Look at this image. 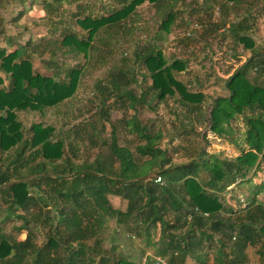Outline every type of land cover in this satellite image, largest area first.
Here are the masks:
<instances>
[{"label":"trees","instance_id":"obj_1","mask_svg":"<svg viewBox=\"0 0 264 264\" xmlns=\"http://www.w3.org/2000/svg\"><path fill=\"white\" fill-rule=\"evenodd\" d=\"M52 1L41 3L49 23L59 19L54 13L57 9L50 7L52 4L58 8L62 2H71ZM99 3L93 12V5L88 4L80 13L70 14L67 25L63 24L53 42L52 53L47 55L39 47L32 51L30 39L18 43L12 35L0 32V185L27 177L0 187V264H133L132 258L141 260L144 255L141 243L147 241L145 228L157 222L160 233L151 244L153 255L159 259L148 254L142 264H184L186 259L193 264H208L209 252L211 264H249V245L256 246L259 263L264 264V176L260 174L264 170V47L245 32L247 26L230 24V42H225V34L221 37L226 43L227 57L236 61L234 69L223 78L227 95L209 96L176 79L174 73L185 71L187 59L178 57L167 62L161 49L152 43L140 55L132 50L127 68L116 62L120 67L116 74L111 72L107 82V93H116L118 98L127 96L125 102L133 112L136 101L147 105L174 97L178 104L193 109L199 120L208 123L207 132L221 138L227 133L223 126H228L235 115L240 116L246 125L247 148L238 149L239 153L232 157H221L199 147L176 163L154 144L160 134L145 132L135 116L124 123L131 124V130L138 131V137L144 140L134 147L138 156L145 157L139 162L130 149L117 144L114 133L108 153L99 147L87 155L79 148L77 139L61 127L22 121L25 113L33 115L59 106L76 93L84 67H61L60 52L84 64L94 55L93 43L113 42L106 28H122L125 21L138 13L137 8L145 5L158 9L152 20L159 31H168L174 20L166 0ZM259 11L264 15V9ZM193 28L189 24L190 33ZM237 46L247 53L242 62ZM109 54L113 56L111 51ZM31 57L39 60V68L32 67ZM137 59L144 66L142 75L147 76L149 84L135 97L127 88L134 81L133 61ZM249 73L254 75L249 77ZM105 100L100 97L97 105L99 113L104 114L103 120L108 121L103 109L107 106ZM90 135L91 146L103 144L96 133L92 131ZM201 141L207 147L205 132ZM77 149L82 151L75 155ZM150 173L151 177H147ZM155 174L161 182L153 181ZM243 184L247 186L244 188ZM224 191H228L225 196ZM108 193L124 198L125 208L112 207ZM28 204L36 212L27 217L19 210ZM45 214L46 230L41 231ZM109 220L113 222L112 228L107 225ZM8 222H12L11 229L6 231ZM105 230H109L108 236H102Z\"/></svg>","mask_w":264,"mask_h":264},{"label":"rangeland","instance_id":"obj_2","mask_svg":"<svg viewBox=\"0 0 264 264\" xmlns=\"http://www.w3.org/2000/svg\"><path fill=\"white\" fill-rule=\"evenodd\" d=\"M48 1L50 2V0ZM70 1V3L62 2L58 4V8H55L53 4L50 6L57 9L54 10V13L59 19L61 18V21L58 19L57 22L49 23L45 17V8L41 4L42 0H0V20L3 22L0 25V32L2 35H12L18 43H25L28 39L32 40L33 44L31 46L29 44L32 51L38 50L37 47H39L44 52V55L52 53L53 42L62 32L61 27H63V24L67 25L68 19H70L68 16L72 13H80L82 7L88 4L90 6L93 5V12L95 8L99 7L101 0ZM188 1L166 0V6H169L170 11L172 10L177 15L179 14L178 16H181L183 12L180 8L185 7ZM51 2L53 1L51 0ZM210 4L212 5V3ZM137 9L138 13L133 15L127 22L125 21L122 28L118 26L106 28L107 32H111L110 35L113 42L107 45H104L102 42L93 43L92 54L94 55H90L84 64L83 61L72 57V55L60 52L61 59L59 63L61 67L63 65L84 67L79 74L77 91L59 106L45 108L44 111L40 113L36 112L33 115L25 113L21 116L24 124H28L31 121H39L43 122V124H52L54 128H58L59 126L63 131L70 133L72 137L77 139L79 148L87 155H92L99 147L105 154L108 153V145L112 133H114L117 144L130 149L136 162L141 161L145 157L138 156L134 147L144 140L139 138L137 133L128 132L127 130L132 129L131 124L127 125L122 121L133 112L132 108L126 105L127 96L123 95L118 98L115 95L116 93L108 94L107 82H109L111 72L116 74L118 67H120L116 62H121L120 64L123 69L127 68L128 60L132 58V50H135V53L140 55L151 43L161 49L167 62L172 58L178 57L187 59L185 71L174 73L176 79L190 83L193 89H200L209 96L227 95V90L223 85V78L234 69L236 61L227 57V50H225L226 43L223 40L221 41L223 31L222 28L216 31L218 25L214 21L217 13L213 17L212 13L215 12L213 9L203 11V20H208L206 15L208 12L211 14L208 21H213V23L208 24H206L208 21L199 22L197 17L194 18L189 11H185L186 15H188L187 18L189 20L192 19L190 24L195 23L196 25L195 29L193 28L194 31L191 33L189 24L187 25L186 23L170 26L166 32L163 30L159 31L157 29L158 24L152 20V16L158 13V9L153 5H145V7ZM198 12L200 13V11ZM193 14L196 15V12ZM195 21L200 24H197ZM256 22L260 26L258 29L261 32L259 30L258 32L261 35V39H264V25H262L259 18ZM71 25L75 27L74 23H71ZM226 33H228V30L224 32V34ZM153 35L156 36V39L151 41ZM38 42L40 43L39 46ZM110 51L113 55L111 57H109ZM241 53L240 62L247 55L246 52ZM116 54L118 55L117 58L114 57ZM31 61L33 68H39V64L41 65L37 58L31 57ZM133 62L135 63L133 68L136 69L133 70L134 81L129 82L130 84L127 89L131 90L135 97H137L140 90L148 86L149 79L147 76L142 75V73H145V70L142 64H138L140 63L139 59ZM253 75V73H249L248 76L252 77ZM102 87L106 88L103 89ZM148 96L149 93L145 97L147 98ZM100 97L106 99L107 106H104L103 109L107 113L108 121L103 120L102 113H96L100 109L97 105ZM173 99L174 97H168L165 101L150 102L147 105L136 101V103L134 102L135 110L133 116H135L140 127H145V132L151 135L160 134L159 139L154 144L164 149L174 162L184 161L192 153H195L199 147L201 148L202 145L204 150L216 153L221 157H232L239 153L238 149L245 150L247 148L244 144L246 125L240 116L235 115L228 126H223L227 130V133L221 138L206 131L208 123L199 120L193 109L184 108L183 105L178 104ZM209 105L205 106V119L208 116ZM60 109L64 110L61 115H59L60 111H62ZM201 113H203V106L201 107ZM88 123L89 126H87ZM92 131L93 133L96 131L99 140L103 142L102 145L96 144V146H91L90 140L93 138L90 133ZM202 132L206 133L208 139L207 147L201 141ZM82 150L77 149L75 155H78ZM260 174L263 177L264 170ZM242 186L245 188L247 185L243 184ZM238 191L237 189L235 192ZM2 206L0 203V207ZM19 211L28 217L31 213L36 212V208L28 204L24 209ZM42 217L41 231H45L46 226L44 222L47 219V214ZM11 224L12 222L5 224L6 231L11 229ZM107 225L110 228L114 226L111 220L108 221ZM108 231L105 230L102 236H108ZM22 236L23 232L20 233V237ZM123 242L129 244L126 241ZM135 242H137V238H135ZM106 244L105 241L104 245ZM130 250L124 249L123 251H129L128 253L132 254L133 251ZM211 254L212 252L208 254L209 261H207L209 263ZM154 257L159 259L158 256ZM127 259L130 260L131 258L128 257ZM132 260L133 264L143 263V257H141V260L133 258ZM160 261L163 263L162 259ZM184 264H193V262L190 259H186Z\"/></svg>","mask_w":264,"mask_h":264},{"label":"crops","instance_id":"obj_3","mask_svg":"<svg viewBox=\"0 0 264 264\" xmlns=\"http://www.w3.org/2000/svg\"><path fill=\"white\" fill-rule=\"evenodd\" d=\"M210 3H212V6ZM168 9H169V6H168ZM180 9L182 10L183 14H181V16H178L179 14L177 15L174 12V20L171 26L178 25V24H184V23L188 25L191 23L190 21L192 19L189 20L187 18L188 15H186L185 11H189V13L192 14L194 18L197 17V19L203 20V11H206V10L208 11V10L213 9L218 12L219 10L217 14L216 12L212 13L213 17H215V14H216L215 20H217V25H218L216 31H219V29L222 28V31L224 34V32L227 30L230 24L234 25L236 23H241L243 26H247L248 28V30L245 32L249 34L251 37H253L254 39H256L257 43L261 42L264 47V39H261V35L259 33L261 31L258 29V27L260 26L256 22V20L259 18L262 22V25H264V15L259 11L261 9H264V0H211V2L210 0H189L188 4L185 7L180 8ZM198 11H200V13ZM195 12H196V15L193 14ZM208 15L209 16L207 18L208 20H210V15H211L210 12L208 13ZM208 20H203V21H208ZM225 35H226L225 42L227 41L230 42V38L227 37L228 36L227 33ZM236 49L238 52H242L240 46H237ZM63 111L64 110L60 111L59 115L63 114ZM96 113L100 114L99 111H97ZM132 117H133V112L131 115L125 117L122 121L126 122ZM87 126H89V123L87 124ZM127 131L132 132V133H138V131L137 132L131 131V130H127ZM94 133H96V131ZM229 189L230 188H228V190ZM227 192L228 191H224L222 195L225 196ZM107 199L112 207L118 208L120 210H123L127 203L126 200L118 194L108 193ZM159 233H160V225L158 222L155 224H150L149 226H147V228H145V237L147 238V241L144 243L143 242L141 243L142 248L144 249L143 260L146 255L153 254V247L151 243H154L155 241H157ZM255 247L256 246L249 245L246 248V254L249 258V264H251L253 261H257L259 263L257 254L255 252ZM211 258H210V264L212 262Z\"/></svg>","mask_w":264,"mask_h":264},{"label":"water","instance_id":"obj_4","mask_svg":"<svg viewBox=\"0 0 264 264\" xmlns=\"http://www.w3.org/2000/svg\"><path fill=\"white\" fill-rule=\"evenodd\" d=\"M215 98V97H214ZM201 150L203 151V145L201 147ZM152 173L151 174H148L146 175L147 177H151ZM27 177H24V178H20V179H17V180H13V181H10V182H7V183H4V184H1L0 187H6V186H10L16 182H21L23 180H25Z\"/></svg>","mask_w":264,"mask_h":264},{"label":"built area","instance_id":"obj_5","mask_svg":"<svg viewBox=\"0 0 264 264\" xmlns=\"http://www.w3.org/2000/svg\"><path fill=\"white\" fill-rule=\"evenodd\" d=\"M215 12L217 13V11L215 10ZM192 26L196 27L195 23L192 24ZM153 181L154 182H161V177L159 175H154L153 177ZM262 209H264V205L262 206ZM251 264H259L257 261H253Z\"/></svg>","mask_w":264,"mask_h":264}]
</instances>
